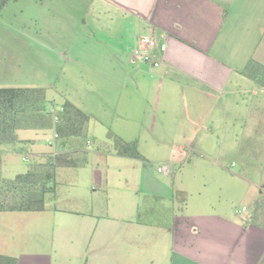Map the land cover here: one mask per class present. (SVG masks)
<instances>
[{"label": "crops", "instance_id": "obj_1", "mask_svg": "<svg viewBox=\"0 0 264 264\" xmlns=\"http://www.w3.org/2000/svg\"><path fill=\"white\" fill-rule=\"evenodd\" d=\"M38 1L36 15L44 10L54 15L67 5L61 0ZM91 2L110 19L103 38L64 27L61 37L49 38L53 30L46 21L36 44L45 50L58 45L69 61L80 65L108 66L110 73L105 77L97 70L95 74L113 83L119 80L120 68L131 64L122 41L129 47L146 35L164 36L166 49L160 53L157 68L179 78L181 82L175 81L182 90L190 89L211 102L223 99L217 105L212 102L207 116L210 125L198 126L200 132L193 134V141L198 156L207 159L218 176L243 183L246 194L256 190L249 208H242L249 212L240 219L219 214L183 216L173 192L164 196L165 187L161 190L160 183L146 181V188H122L132 197L147 198L143 207L137 205L138 213L145 209V218L129 212L128 216L110 215L99 192L105 186L100 178L82 199L75 193L79 181L70 185L69 197L60 195L57 181L56 196L44 211L0 212V254L17 258V264H264V219L250 222L252 204L264 197V88L242 74L250 61L264 66V0ZM23 9L21 6L20 11ZM33 62L18 59L17 87L46 89L47 65L37 61L33 69ZM135 67V74L144 77L150 66ZM150 79L153 83L154 76ZM133 82L138 87V81ZM216 111L218 123L213 122ZM236 112L239 123L235 117L231 122V114ZM42 133L45 139L52 136V131L49 137ZM18 141L20 146L35 147L34 138L18 137ZM201 141L213 149L204 152ZM49 153L37 150L28 156L39 159ZM58 176L59 172L56 180ZM64 202L72 204L62 205Z\"/></svg>", "mask_w": 264, "mask_h": 264}, {"label": "rangeland", "instance_id": "obj_2", "mask_svg": "<svg viewBox=\"0 0 264 264\" xmlns=\"http://www.w3.org/2000/svg\"><path fill=\"white\" fill-rule=\"evenodd\" d=\"M61 1L67 5L63 10L55 11L54 15L47 10L36 15L38 0L9 2L0 13V88L18 86V59L24 62L31 59L34 61L31 63L33 69L39 61L47 65L49 87L46 88V101L51 104V109H60L65 101H69L90 117L87 164L80 169H58L60 195L71 196L68 193L72 191L70 185L77 180V198H86V192L91 193V186L100 178L105 182L99 192L107 214L128 216L129 212V215L137 217L139 214L145 218V209L140 214L137 205L143 207L147 198L132 197L122 188L135 186L137 190V187L146 188L147 182L160 183L161 190L164 187L167 190L164 196L176 190L184 193L183 216L219 214L234 219L246 216L249 209L242 212V208H249L252 193L256 190L246 194L243 183L218 176L215 168L208 167L209 161L198 156L193 141V134L200 132L197 127L211 122L207 116L212 102L217 105L223 99L211 102L190 89L183 87L182 90L179 78L168 73L165 75L162 67H146L143 77L135 74V65L125 64L120 68L119 80L111 83L95 74L97 70L96 73H103L105 77L110 73L108 66L96 68L69 61L65 50L55 44H52V50L43 49L36 42L47 22L51 23L53 30L49 38L61 37L63 27L73 32L81 30L100 34V38L107 32L110 19L97 4L91 0ZM41 4L44 2L39 6ZM21 6H24L22 11ZM120 45L128 47L129 44L122 41ZM151 76H154L153 83ZM133 80L138 81V87ZM231 105L234 108L235 105ZM234 117L235 123H239L240 114H231V122ZM220 121V114L216 111L213 122ZM45 134L50 136L49 132ZM108 134L126 142L136 141L143 160L117 156ZM17 136L34 138L35 147L18 143L9 147L1 167V176L7 180L26 172L28 164L35 159L28 156L29 153L41 150L51 154L56 151L55 144L50 147L40 131L22 130L17 132ZM201 142L204 152L209 153L213 149L206 144L207 141ZM26 157L27 161L24 160ZM163 167L167 168L165 172ZM153 188L158 189L156 186ZM181 199L179 196L177 201ZM61 204L69 206L72 203Z\"/></svg>", "mask_w": 264, "mask_h": 264}, {"label": "trees", "instance_id": "obj_3", "mask_svg": "<svg viewBox=\"0 0 264 264\" xmlns=\"http://www.w3.org/2000/svg\"><path fill=\"white\" fill-rule=\"evenodd\" d=\"M16 1L0 0V13L9 2ZM242 74L264 88L262 64L250 61ZM50 111L45 88H0V212L44 211L47 202L56 196L58 169H80L87 164L90 117L69 101H65L57 110L55 123ZM22 130L54 132L57 135L54 141L56 151L33 159L25 173L7 180L1 176L3 156L9 147L19 142L17 132ZM108 138L117 156L143 160L136 141L126 142L113 134H108ZM179 196H182L181 201H177ZM173 199L183 205L184 193L173 192ZM251 212L252 224L264 219V197L254 201ZM0 264H17V258L0 254Z\"/></svg>", "mask_w": 264, "mask_h": 264}, {"label": "built area", "instance_id": "obj_4", "mask_svg": "<svg viewBox=\"0 0 264 264\" xmlns=\"http://www.w3.org/2000/svg\"><path fill=\"white\" fill-rule=\"evenodd\" d=\"M164 36L162 35H146L141 37L139 40L132 43L127 47V53L129 57V62L131 64H144L152 68H157L160 66V53L164 52L166 46L163 42ZM57 110L51 109V114L54 118V123L57 122ZM57 135L52 132V136L46 138L45 141L48 145H52L56 140ZM28 160V158H24ZM160 171V170H159Z\"/></svg>", "mask_w": 264, "mask_h": 264}]
</instances>
